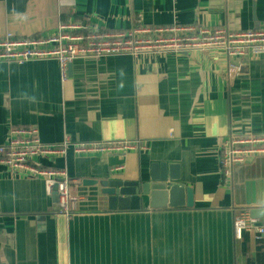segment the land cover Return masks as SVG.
Instances as JSON below:
<instances>
[{
  "label": "crops",
  "instance_id": "crops-1",
  "mask_svg": "<svg viewBox=\"0 0 264 264\" xmlns=\"http://www.w3.org/2000/svg\"><path fill=\"white\" fill-rule=\"evenodd\" d=\"M147 26L260 29L264 0H0V37L49 34L60 21L101 29ZM36 126L45 143L141 140L142 150L37 157L64 169L72 214L54 210L45 179L0 164V264H264V238H235L234 216L264 224V155L225 180L219 149L230 136H264V54L221 49L141 51L77 58L62 82L56 59L0 62V145L13 127ZM178 165L193 208L105 210L84 179L147 182L151 164ZM264 237V234L262 235Z\"/></svg>",
  "mask_w": 264,
  "mask_h": 264
},
{
  "label": "built area",
  "instance_id": "built-area-1",
  "mask_svg": "<svg viewBox=\"0 0 264 264\" xmlns=\"http://www.w3.org/2000/svg\"><path fill=\"white\" fill-rule=\"evenodd\" d=\"M211 48L221 49L228 57L264 54V24L260 29L244 31L188 25L147 26L138 15L129 28L111 31L88 20L60 21L49 34L22 36L7 32L0 37V62L24 64L56 59L62 82H65L69 79V67L77 58ZM144 147L141 140L83 142L70 133L61 142L51 144L42 140L41 130L36 126L13 127L11 137L0 145V164L18 175L44 178L49 195L58 184V212L70 216L72 186L81 181L71 178L64 169L39 166L35 158L64 156L70 151L79 155L127 152ZM258 155H264V136L249 134L226 138L219 149L220 171L224 179L230 178L234 166L245 164ZM233 229L238 240L244 238L245 232H250L255 239L264 234V224L252 215L251 210L240 211L234 216Z\"/></svg>",
  "mask_w": 264,
  "mask_h": 264
},
{
  "label": "water",
  "instance_id": "water-1",
  "mask_svg": "<svg viewBox=\"0 0 264 264\" xmlns=\"http://www.w3.org/2000/svg\"><path fill=\"white\" fill-rule=\"evenodd\" d=\"M179 167L168 161L151 164L150 179L147 182L127 181L113 175L103 179H84L82 184L98 187L101 203L105 210H139L144 203L153 210L193 208V189L180 182ZM54 210L59 211L58 184L52 191ZM252 215H260L253 211Z\"/></svg>",
  "mask_w": 264,
  "mask_h": 264
},
{
  "label": "trees",
  "instance_id": "trees-1",
  "mask_svg": "<svg viewBox=\"0 0 264 264\" xmlns=\"http://www.w3.org/2000/svg\"><path fill=\"white\" fill-rule=\"evenodd\" d=\"M262 239L264 238V237H261Z\"/></svg>",
  "mask_w": 264,
  "mask_h": 264
}]
</instances>
